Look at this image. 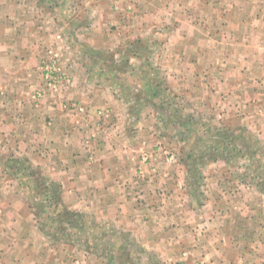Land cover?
I'll use <instances>...</instances> for the list:
<instances>
[{
  "label": "rangeland",
  "instance_id": "rangeland-1",
  "mask_svg": "<svg viewBox=\"0 0 264 264\" xmlns=\"http://www.w3.org/2000/svg\"><path fill=\"white\" fill-rule=\"evenodd\" d=\"M97 1L96 5L84 1L80 10L87 15L100 6L108 15L111 36L100 42L106 40L112 48L92 50L85 38L79 61L94 60L92 73L113 79L134 108L158 115L163 144L170 152L164 157L179 155L186 160L190 187L188 196L180 193L181 203L202 210L204 216L206 206L221 203L219 197L206 195L215 178L235 195L242 186L247 201L258 207L264 220V0ZM62 7L75 12L71 4ZM57 45L41 65L43 80L34 94L38 107L47 95L65 92L63 79L76 68L73 53L67 55V46ZM64 104L79 108L72 100ZM200 134L212 138H198ZM211 163L216 166L210 167ZM0 166L20 179L54 240L55 254L67 253L81 264H203L193 256L196 246L188 244L189 236L181 244H164L176 231L166 224H189L188 213L172 219L169 212L158 230L141 228L139 213L127 221L125 215L119 219L69 210L77 214L69 220L60 208L54 209L61 185L54 181L53 189V181L45 179L27 157L0 146ZM177 200L166 204L178 206ZM235 202L228 199L229 204Z\"/></svg>",
  "mask_w": 264,
  "mask_h": 264
},
{
  "label": "crops",
  "instance_id": "crops-1",
  "mask_svg": "<svg viewBox=\"0 0 264 264\" xmlns=\"http://www.w3.org/2000/svg\"><path fill=\"white\" fill-rule=\"evenodd\" d=\"M84 1L98 4L0 0V146L27 157L45 179L59 183L60 198L70 211L119 219L125 215L127 221L139 213L140 227L152 230L160 228L169 212L172 219L188 213L189 224H166L176 231L164 244H181L189 236L188 244L196 246L193 256L203 264H264V220L247 201L244 188L238 186L235 195L222 180L211 179L213 188L206 195L219 197L221 203L206 206L204 216L181 203L180 193L188 196L190 187L186 160L164 157L170 152L158 115L135 109L113 79L92 73L94 60L79 61L85 38L92 50H100L109 46L100 38H109L112 31L111 19L100 6L87 15L80 10ZM69 4L75 12L63 10ZM56 44L67 46V55L73 53L76 68L63 79L65 92L47 95L38 107L34 94L43 80L41 65L52 57L50 49ZM69 100L79 108L65 105ZM2 170L0 166V264H81L67 253H54V240L20 179ZM174 198H179L178 206L166 204ZM228 199L236 202L229 204Z\"/></svg>",
  "mask_w": 264,
  "mask_h": 264
},
{
  "label": "trees",
  "instance_id": "trees-1",
  "mask_svg": "<svg viewBox=\"0 0 264 264\" xmlns=\"http://www.w3.org/2000/svg\"><path fill=\"white\" fill-rule=\"evenodd\" d=\"M196 131H198V130H196ZM199 132V131H198ZM211 137V136H210ZM210 137H208L209 139H211ZM198 138H205V139H208V138H206L205 136H203V135H198ZM220 147V146H219ZM211 157V156H210ZM211 158H213V159H215L216 160V156H213V157H211ZM50 185H52V188L54 189H56V185H55V183L54 182H51L50 183ZM58 197V198H57ZM59 197H60V191L58 190V193H57V195H56V205H55V207H54V209H58V208H60L61 209V213L63 214V216L64 217H70L69 218V220H71L74 216H76L77 214L75 213H71V212H69V210L66 212V210H64V209H62V207H61V205H60V202H62L61 200H59ZM52 198H53V196H52ZM60 205V206H59ZM53 209V210H54ZM36 214L37 215H39L37 212H36ZM39 218V217H38ZM78 222V221H77ZM74 224V223H73Z\"/></svg>",
  "mask_w": 264,
  "mask_h": 264
}]
</instances>
